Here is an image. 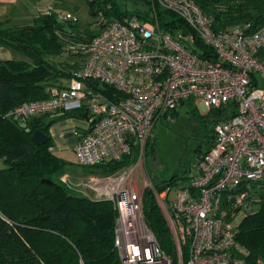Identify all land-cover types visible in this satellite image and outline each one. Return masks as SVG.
I'll return each instance as SVG.
<instances>
[{
  "label": "built area",
  "instance_id": "obj_1",
  "mask_svg": "<svg viewBox=\"0 0 264 264\" xmlns=\"http://www.w3.org/2000/svg\"><path fill=\"white\" fill-rule=\"evenodd\" d=\"M156 7L173 12L182 23L161 28ZM42 12L76 21L72 12H57L51 5ZM213 22L191 0H150L147 19L127 12L106 20L88 42L71 44L83 58L66 82L50 86L46 98L9 111L22 121L55 110L86 111L87 117H79L83 126L73 131L78 139L74 152L77 163L94 167V173L78 183L66 174L60 178L75 191L112 202L118 264H253L236 240L241 213H224L222 201L244 206L243 184L264 178V63L256 56L264 48V24L215 30ZM189 98L207 111H222L211 145L188 177L175 184L172 198V185L158 192L174 241L171 254L145 221L143 191L156 186L144 179L139 187L138 161L111 172L97 167L122 159L133 148L140 153L155 121Z\"/></svg>",
  "mask_w": 264,
  "mask_h": 264
},
{
  "label": "trees",
  "instance_id": "obj_2",
  "mask_svg": "<svg viewBox=\"0 0 264 264\" xmlns=\"http://www.w3.org/2000/svg\"><path fill=\"white\" fill-rule=\"evenodd\" d=\"M86 1L92 14L102 12L107 21L120 19L127 12L137 13L143 19L149 14L150 0H136L132 9L120 8L117 0ZM137 1H141L143 8L138 7ZM191 1L203 13L213 16L215 30H229L237 25L255 29L264 24V0ZM156 13L159 25L165 30L182 23L169 10L156 7ZM105 23L101 21L100 25ZM98 31L80 29L76 21H64L54 12H40L29 25L0 26V45L15 48L27 56V59L0 60V264L119 262L114 245L117 213L112 202L69 188L60 178L65 174V161L50 150L53 141L49 126L63 117H87L86 111L55 110L25 121L9 114L24 101L46 98L50 86H60V80L68 79L82 60L78 59L80 52L69 51L70 42H88ZM63 51L66 54L58 66L54 57ZM256 56L264 63V48ZM72 57L75 59L70 60ZM88 83L108 95L113 94L111 88H101L96 81ZM220 111L221 108L209 110L218 117ZM37 128L49 136L44 144L37 145L31 139ZM211 143L208 139L203 152ZM136 152L133 148L120 160L106 161L98 165L97 171L111 172L129 165ZM174 176L154 185L161 189L165 184L175 183ZM241 188L247 189L244 206L234 205L232 199H223L224 213H241L236 240L248 251V262L254 264L259 259L264 264V178L247 182ZM143 211L161 247L174 254L169 229L148 189L144 193Z\"/></svg>",
  "mask_w": 264,
  "mask_h": 264
},
{
  "label": "rangeland",
  "instance_id": "obj_3",
  "mask_svg": "<svg viewBox=\"0 0 264 264\" xmlns=\"http://www.w3.org/2000/svg\"><path fill=\"white\" fill-rule=\"evenodd\" d=\"M134 1L136 0H117V3L120 8L126 6L128 9H132L134 7ZM31 2L33 5L35 4L34 6L38 5V7L52 5L57 12H72L76 17V23L80 29L89 28L96 32L102 28L100 22H106V18L103 16L102 12L94 14L90 12L86 0H33ZM137 4L139 8H143L141 1H137ZM74 43L76 42H70V44ZM69 51L75 52L71 49H69ZM21 54L18 53V55L23 58L24 54L23 56ZM65 54L66 51H63L62 55L54 57V60L58 62V66L62 65L59 61L64 59ZM68 54L69 53H67V55ZM15 58L17 59L18 57ZM81 58H83L82 54H80L78 59ZM25 59H27L26 55ZM73 59L75 58H70V60ZM256 75L259 80V85H261L262 79L259 73H256ZM60 81H62V84L66 82L65 79ZM60 114L61 113L58 115ZM217 118V115L207 111L195 98L184 100V102L178 104L175 110L170 111L169 115L160 116L155 121L152 133L143 146L142 151L132 154V162L127 166V168H129L138 161L134 170V175L138 176L139 187L142 185L141 180L150 179L154 184L163 179H171L175 172L177 175L174 176V178H176L177 181L172 184H165L161 187V189H163L167 185H172L170 195V198H172L175 184L184 180L181 177H188L198 160L197 156L206 149L205 146L208 143V139L212 136L213 125L217 121ZM82 124L83 120L80 118L69 116L60 118L56 128L61 132L73 133L74 129L81 128L83 126ZM57 155L64 159L65 166L63 170L73 183H78L82 178L94 173V167L82 166L77 163L75 152L69 147L61 148ZM146 189L147 188H144V193ZM161 189L155 187L154 191L152 190L150 193L161 211L170 233L171 229L167 221V212L158 196V192ZM170 237L173 248L172 251L174 253V241L171 233Z\"/></svg>",
  "mask_w": 264,
  "mask_h": 264
},
{
  "label": "crops",
  "instance_id": "obj_4",
  "mask_svg": "<svg viewBox=\"0 0 264 264\" xmlns=\"http://www.w3.org/2000/svg\"><path fill=\"white\" fill-rule=\"evenodd\" d=\"M31 1L33 0H0V26L17 27L31 24L33 19L44 8V6L38 7L37 4V6H34L35 4L33 5ZM18 53L21 54V52L15 48L0 45V60L10 58L16 59L15 57L19 59L21 57ZM21 55L23 56V54ZM23 58H25V56H23ZM58 122L59 120L49 126V134L53 141L50 150L58 154L61 148L69 147L74 151V146L78 140L77 137L73 133L58 131L56 128ZM65 174L67 175V173Z\"/></svg>",
  "mask_w": 264,
  "mask_h": 264
},
{
  "label": "water",
  "instance_id": "obj_5",
  "mask_svg": "<svg viewBox=\"0 0 264 264\" xmlns=\"http://www.w3.org/2000/svg\"><path fill=\"white\" fill-rule=\"evenodd\" d=\"M48 138L49 136L39 128L35 129L31 135L32 141L37 145L44 144Z\"/></svg>",
  "mask_w": 264,
  "mask_h": 264
},
{
  "label": "flooded vegetation",
  "instance_id": "obj_6",
  "mask_svg": "<svg viewBox=\"0 0 264 264\" xmlns=\"http://www.w3.org/2000/svg\"><path fill=\"white\" fill-rule=\"evenodd\" d=\"M209 140H212V138H209Z\"/></svg>",
  "mask_w": 264,
  "mask_h": 264
}]
</instances>
